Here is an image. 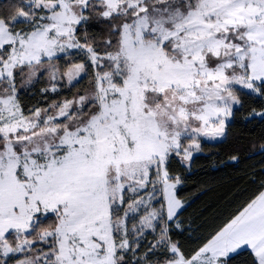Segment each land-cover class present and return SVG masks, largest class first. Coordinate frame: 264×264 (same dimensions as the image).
I'll return each mask as SVG.
<instances>
[{"label": "snow or ice", "instance_id": "snow-or-ice-1", "mask_svg": "<svg viewBox=\"0 0 264 264\" xmlns=\"http://www.w3.org/2000/svg\"><path fill=\"white\" fill-rule=\"evenodd\" d=\"M255 118L264 0H0V264H264V181L177 239L193 157Z\"/></svg>", "mask_w": 264, "mask_h": 264}, {"label": "trees", "instance_id": "trees-1", "mask_svg": "<svg viewBox=\"0 0 264 264\" xmlns=\"http://www.w3.org/2000/svg\"><path fill=\"white\" fill-rule=\"evenodd\" d=\"M248 103L259 108L262 102L251 99ZM262 143L264 120H235L223 140L206 142L205 152L193 157L191 170L183 173L185 183L180 189L186 231L178 233L177 239L186 247L194 246L218 227L264 181ZM233 155L238 157L235 163L228 159ZM244 260L241 256L235 264H244Z\"/></svg>", "mask_w": 264, "mask_h": 264}, {"label": "rangeland", "instance_id": "rangeland-1", "mask_svg": "<svg viewBox=\"0 0 264 264\" xmlns=\"http://www.w3.org/2000/svg\"><path fill=\"white\" fill-rule=\"evenodd\" d=\"M217 142H219V141H217ZM208 143V142H207ZM215 143V142H214Z\"/></svg>", "mask_w": 264, "mask_h": 264}]
</instances>
